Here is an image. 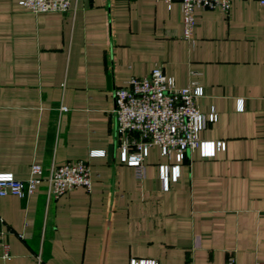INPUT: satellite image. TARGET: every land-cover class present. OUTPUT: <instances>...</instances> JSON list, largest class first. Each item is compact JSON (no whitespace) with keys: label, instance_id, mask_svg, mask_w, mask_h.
<instances>
[{"label":"crops","instance_id":"0c3cea01","mask_svg":"<svg viewBox=\"0 0 264 264\" xmlns=\"http://www.w3.org/2000/svg\"><path fill=\"white\" fill-rule=\"evenodd\" d=\"M193 37L179 1L72 0L36 14L0 0V172L45 170L33 194L0 195V264H264V0L197 7ZM157 65L204 88L198 105L218 120L199 139L227 143L215 156L188 150L167 191L159 165L174 154L153 145L138 178L116 146V88ZM80 159L91 191L51 194V167Z\"/></svg>","mask_w":264,"mask_h":264},{"label":"built area","instance_id":"2783aa9c","mask_svg":"<svg viewBox=\"0 0 264 264\" xmlns=\"http://www.w3.org/2000/svg\"><path fill=\"white\" fill-rule=\"evenodd\" d=\"M169 7L179 1L183 11L185 38L194 43L195 9L220 8L229 13L234 0H163ZM19 3L34 13L60 11L71 8L72 0H19ZM204 88L199 85L177 86L174 78L168 76L161 65L145 76H133L115 90L116 146L120 160L136 170L138 178L146 175L145 160L150 148L157 145L162 155L175 163L159 165V176L164 190L178 181L181 163L188 150L199 148L203 156H215L217 150H225L226 141H201L199 133L209 123L218 120V113L201 111L198 98ZM240 109L243 101L240 100ZM67 109V108H64ZM104 150H92L90 156H104ZM44 166L34 162L26 180L15 178L12 172H0V195H16L21 198L33 194L44 180ZM50 193L59 197L77 187L91 191V169L86 160H76L53 165L47 175ZM8 255V245L0 238ZM130 264H159L156 260L133 258ZM227 264H238L233 255ZM254 264H263L256 262Z\"/></svg>","mask_w":264,"mask_h":264}]
</instances>
